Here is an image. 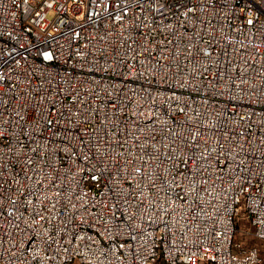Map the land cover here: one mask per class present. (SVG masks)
<instances>
[{
    "label": "built area",
    "instance_id": "built-area-1",
    "mask_svg": "<svg viewBox=\"0 0 264 264\" xmlns=\"http://www.w3.org/2000/svg\"><path fill=\"white\" fill-rule=\"evenodd\" d=\"M264 0H0V264H260Z\"/></svg>",
    "mask_w": 264,
    "mask_h": 264
},
{
    "label": "rangeland",
    "instance_id": "rangeland-1",
    "mask_svg": "<svg viewBox=\"0 0 264 264\" xmlns=\"http://www.w3.org/2000/svg\"><path fill=\"white\" fill-rule=\"evenodd\" d=\"M235 239L243 242L247 246H255L258 248L262 261L260 264H264V242L259 241L254 238L251 227L248 221L244 218V214L239 216V220L237 221V227L235 232ZM70 264H83L78 261H73ZM157 264H162L158 262Z\"/></svg>",
    "mask_w": 264,
    "mask_h": 264
}]
</instances>
